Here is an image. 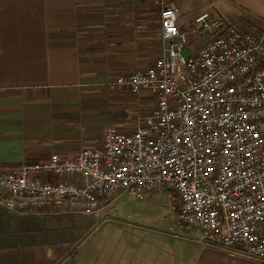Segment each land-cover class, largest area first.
I'll return each mask as SVG.
<instances>
[{
	"label": "crops",
	"instance_id": "obj_1",
	"mask_svg": "<svg viewBox=\"0 0 264 264\" xmlns=\"http://www.w3.org/2000/svg\"><path fill=\"white\" fill-rule=\"evenodd\" d=\"M163 7L177 9L189 33L203 13L264 32V0H0L1 175L53 154L74 158L108 127L135 130L154 100L116 80L161 56ZM207 41L190 34L187 54ZM9 194L0 186V201ZM151 198L122 193L94 216L0 202V264H258L202 245L177 222L139 223Z\"/></svg>",
	"mask_w": 264,
	"mask_h": 264
},
{
	"label": "built area",
	"instance_id": "obj_2",
	"mask_svg": "<svg viewBox=\"0 0 264 264\" xmlns=\"http://www.w3.org/2000/svg\"><path fill=\"white\" fill-rule=\"evenodd\" d=\"M195 23L185 32L178 10L163 7L161 56L116 80L154 100L133 132L108 127L74 158L53 154L0 174L10 193L0 202L94 216L122 193L171 190L176 222L196 241L264 264V32L208 13ZM190 34L208 41L188 55Z\"/></svg>",
	"mask_w": 264,
	"mask_h": 264
},
{
	"label": "rangeland",
	"instance_id": "obj_3",
	"mask_svg": "<svg viewBox=\"0 0 264 264\" xmlns=\"http://www.w3.org/2000/svg\"><path fill=\"white\" fill-rule=\"evenodd\" d=\"M162 191L164 192L157 190L151 194L154 198H151L149 203L144 202V217L137 219L139 223L159 230H166L176 223L175 210L171 204V200L175 198V194L171 190ZM128 220L134 221V219Z\"/></svg>",
	"mask_w": 264,
	"mask_h": 264
}]
</instances>
